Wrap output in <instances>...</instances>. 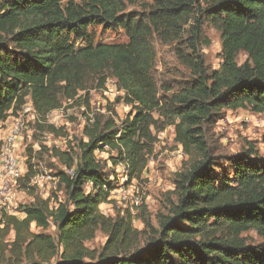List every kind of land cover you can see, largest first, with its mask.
Masks as SVG:
<instances>
[{
  "label": "trees",
  "instance_id": "1",
  "mask_svg": "<svg viewBox=\"0 0 264 264\" xmlns=\"http://www.w3.org/2000/svg\"><path fill=\"white\" fill-rule=\"evenodd\" d=\"M138 1L0 0V124L31 101L39 116L35 134L65 137L67 129L46 117L64 103L88 110L77 146H41L64 168L57 173L64 200L42 199L28 185L37 173L28 150L24 187L35 200L19 208L23 218L0 211V264H264V155L250 146L226 158L223 168L205 137L224 109L264 116V0H151L143 10L129 11ZM95 26L121 29L128 42L96 45ZM206 26L222 40L216 70L200 52L210 45ZM154 38L176 44L175 54L190 72V81L171 96L160 94L153 77ZM109 80L123 96L109 115L94 112L91 122V92H102ZM121 102L131 112L119 120L114 105ZM168 127L190 160L176 174L156 225L139 217L147 235L134 226L130 211L114 217L101 211L113 203L116 188L105 169L108 162L125 165L128 182L140 181ZM52 225L56 238L44 233ZM99 232L106 243L89 248ZM248 232L261 241L249 244Z\"/></svg>",
  "mask_w": 264,
  "mask_h": 264
},
{
  "label": "rangeland",
  "instance_id": "2",
  "mask_svg": "<svg viewBox=\"0 0 264 264\" xmlns=\"http://www.w3.org/2000/svg\"><path fill=\"white\" fill-rule=\"evenodd\" d=\"M151 0H140L136 6H129L128 10L141 11ZM93 34L94 44H124L128 42L125 32L119 30H107L101 26L91 28ZM205 35L210 41L209 46H201L200 52L205 56L207 64L213 69H219L221 65V51L222 40L220 34L210 26H206ZM85 42H78L79 46L84 45ZM153 45L156 50V63L153 70V77L161 89L160 94L171 96L172 93L180 90L190 81V72L182 66L178 60L175 49L176 44L165 45L161 44L156 38L153 40ZM246 60V56L241 54L239 56V63L242 64ZM170 89V90H169ZM169 90V92H168ZM167 93V94H166ZM123 92H119L114 102H108L103 92H91V109L95 113L109 115L107 109L110 105L116 103L118 97H122ZM31 101L27 105L30 107ZM71 103H64L61 109L59 123L68 122V133L73 137L71 143L77 146L78 141L82 138V132L86 123L84 113L87 112L85 108L71 106ZM117 119H124L130 112V106L123 102L114 105ZM205 137L208 144L209 152L215 157L220 166L226 168V158L234 157L247 151L250 146H254L261 155H264L263 135H264V116L253 113L250 109L230 110L224 109L219 114L217 120L209 124L205 128ZM67 132V131H66ZM34 123L28 125V129L24 130L22 137L21 149L28 155V150L31 148L33 155L36 158L33 160V165L37 173L50 174L57 177V173L64 170L63 166L57 159L53 158L47 151L41 149L44 144L42 134H35ZM37 135V136H35ZM67 144V145H66ZM64 143L62 138H56L55 145L61 150L68 149V142ZM54 144L52 143V146ZM55 147V146H54ZM98 158L106 160L108 157L102 153ZM190 158L180 148L175 141V128L168 127L164 132L158 135V142L155 145L153 154L150 155L145 173L140 181L128 182L125 176L123 165L113 166L110 162L106 164V172L111 175V180L115 183V191L112 195V204H105L101 207V211L106 216L114 217L117 211H130L133 216H136L133 224L141 230L144 234L150 233L146 228L143 219H149L152 225H156V215L164 211L167 199L171 197L174 190L175 176L180 171L188 166ZM26 178L21 182V186L26 190V196L23 198L17 210L24 204L33 203L35 198L31 197L28 189L24 187ZM133 187L138 190V194L134 195ZM122 188L128 191L126 199H122L120 193ZM37 189V188H36ZM58 189V188H57ZM52 189L47 191L37 189L38 197L42 199H65L64 191ZM138 197V204L134 201ZM145 207V208H144ZM144 211L146 212L144 214ZM21 216H19L20 218ZM22 218V217H21ZM33 231L37 234L43 233L40 229L33 226ZM53 238L57 237V229L52 225L46 232ZM248 239L249 244H257L261 240L255 232H248L244 234ZM11 236L9 240L12 241ZM107 241V237L99 232L96 238L87 243L91 249H100ZM56 259L52 264H55Z\"/></svg>",
  "mask_w": 264,
  "mask_h": 264
},
{
  "label": "built area",
  "instance_id": "3",
  "mask_svg": "<svg viewBox=\"0 0 264 264\" xmlns=\"http://www.w3.org/2000/svg\"><path fill=\"white\" fill-rule=\"evenodd\" d=\"M102 92L108 102L111 103L115 101L116 96L119 94L114 80H109ZM28 106L29 105H26L16 116H12L11 126L7 130L3 139L0 141V211L17 217L23 216L17 208L23 198L21 195L26 196V190L22 188L21 182L25 179L28 170L26 164L28 157L21 149V139L24 135V130L28 129L30 120L34 123V125L39 122V116L32 108V103L30 104V107ZM60 114L61 109L53 111L46 117V122L56 128L64 127L68 129L70 126L68 122L59 123ZM88 117L92 122L94 111H92V113H88ZM66 133L65 137H55L52 134L46 133L42 134L45 141L44 144L49 147L55 146L59 149V147L55 145L56 138H62V141H64L65 144L73 140V137L70 132L68 133V130ZM52 143L54 144L53 146ZM105 149H108V147H105ZM101 154L102 153L98 152L96 155L98 157ZM123 170L126 178L128 179L127 167L125 165H123ZM69 173L71 175L74 174L73 171H70ZM28 185L40 190H45V188H47V191H50L58 188L59 178L50 174L36 173L33 177H31ZM133 190L134 195L138 194V190L135 187H133ZM128 194L130 193L122 188V192L120 193L122 199H126ZM134 199V203L138 204L139 198L136 197Z\"/></svg>",
  "mask_w": 264,
  "mask_h": 264
},
{
  "label": "crops",
  "instance_id": "4",
  "mask_svg": "<svg viewBox=\"0 0 264 264\" xmlns=\"http://www.w3.org/2000/svg\"><path fill=\"white\" fill-rule=\"evenodd\" d=\"M12 118L10 117L6 122L0 124V141L3 139V137L5 136L7 130L9 129V127L11 126L12 123ZM24 217V215L22 216V218ZM21 218V217H20Z\"/></svg>",
  "mask_w": 264,
  "mask_h": 264
}]
</instances>
